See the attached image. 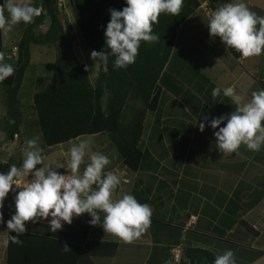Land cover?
I'll return each instance as SVG.
<instances>
[{"label": "rangeland", "instance_id": "rangeland-1", "mask_svg": "<svg viewBox=\"0 0 264 264\" xmlns=\"http://www.w3.org/2000/svg\"><path fill=\"white\" fill-rule=\"evenodd\" d=\"M33 2L40 7L37 5L40 0ZM41 8L42 12L38 17H43L42 20L38 21L35 17V24L21 22L12 26L9 32L12 45L8 50L5 47L3 51L5 62L12 64L15 71L0 83L1 143L12 138L10 134L13 129L15 133H24L27 139L38 136L33 96L50 84L57 68L81 65L92 84H96L99 77L97 65L100 61L95 62L91 58L93 50L76 21L72 0H55L52 4L55 22H52L46 7ZM3 40L6 41L5 34ZM181 41L182 38L179 37L178 44ZM183 46L187 51L183 52L189 59L203 63V54L198 45L184 40ZM172 51L157 79L161 93L156 109L149 108L154 90L148 93L130 87L121 110L116 132L129 128L138 130L136 147L141 156L137 162L121 155L117 146V133L102 131L97 134H82L69 142L51 147L39 141L45 154L44 164L63 165L65 168H58L57 171L70 174L67 163L72 144L90 138L88 154L80 171H83L93 152L107 154L111 163L105 171L120 174L121 183L132 184L134 194L144 198L152 213V207L160 204L167 216L173 211L172 197L176 192L177 182H186L189 180L188 176L201 179L203 168H259L258 164H264V146L260 151H250L241 145L233 153L221 152L217 148L214 131L226 121L217 129H212L204 121V117L211 120L234 110L230 108L229 111L219 103L215 104L219 96L213 97L211 93L216 86L210 87L202 78L200 70L190 67L194 66L192 60L190 62L175 49ZM19 66L22 67L20 84L13 94L6 86H14ZM208 97L214 103H209ZM201 121L205 123L203 131L199 130ZM19 122L24 123L23 128L18 127ZM235 153L237 156L231 155ZM11 156L15 165L24 158L20 153ZM189 168L196 173L188 171Z\"/></svg>", "mask_w": 264, "mask_h": 264}, {"label": "clouds", "instance_id": "clouds-1", "mask_svg": "<svg viewBox=\"0 0 264 264\" xmlns=\"http://www.w3.org/2000/svg\"><path fill=\"white\" fill-rule=\"evenodd\" d=\"M184 0H125L122 10L110 8V20L104 29L105 44L110 51L93 50L90 55L97 65L108 71L109 56L114 57V69L126 68L135 63L141 41L156 42L159 36L153 32V24L158 22L162 12L179 15ZM42 8L33 0H3L0 3V33L7 34L12 26L19 23L30 24L41 15ZM209 34L219 36L226 47L237 50L242 57L259 56L264 52V16L250 10L244 0H228L211 14L207 22ZM15 68L5 62V53L0 51V83L13 75ZM212 96L221 94L231 98L236 105L230 114H221L208 120L214 131L216 146L221 152H236L241 145L250 151H259L264 145V89L253 91L251 99L243 102L231 86H216ZM204 121L199 130L205 128ZM90 138L73 143L69 150L67 170L62 174L59 164H44L45 154L39 145V137L28 139L20 167L13 164L7 172H0V209L6 196L15 193V212L7 223L9 237L13 243L26 232V221L37 223L48 220V231L56 233L63 224H71L74 216L87 212L92 225H101L127 243L138 239L151 225L152 210L147 203H140L131 193L119 198L115 190L121 184L119 174L105 171L111 163L107 154L93 152L89 162L80 171L90 147ZM37 165H41L37 167ZM31 174L25 184L20 181ZM15 185L16 187H13ZM17 188H20L17 191ZM101 214H103L101 216ZM3 212L0 211V223ZM15 232L17 235H10ZM213 264H237L231 249L216 256Z\"/></svg>", "mask_w": 264, "mask_h": 264}, {"label": "crops", "instance_id": "crops-1", "mask_svg": "<svg viewBox=\"0 0 264 264\" xmlns=\"http://www.w3.org/2000/svg\"><path fill=\"white\" fill-rule=\"evenodd\" d=\"M198 2V7L179 25L173 49L190 62L192 60L194 67L200 70L202 78L210 87L231 86L234 93L239 95L243 102H247L251 99L253 91L264 89V52L259 56L247 58L234 57L219 36H210L207 23L211 14L228 0ZM244 2L250 10L264 16V0ZM5 37L4 42L1 33L2 51L5 47L8 50L12 45L9 41V32ZM179 37L182 38L180 44ZM184 40L189 44L198 45L203 54V63L189 59L183 46ZM227 98L220 95L215 104L219 103L229 111L230 108L235 110L236 105L231 98ZM208 100L209 103H214L210 97ZM23 126L24 123L19 122L18 127ZM37 135L39 141L43 143L40 129ZM27 141L24 133H15L8 141L0 142V162L11 161L13 165V158H10V155L23 154L27 148ZM231 155L237 156L236 153ZM258 166L259 168H203L201 179L188 176L189 180L186 182H177L176 192L172 197V213L167 216L160 204L153 206L150 227L131 243L105 232L99 224H89L85 239L118 243L113 256L92 257V264H191L186 254V250L190 248L209 250L215 257L231 249L237 264H264V164ZM188 171L196 173L192 168ZM133 190L135 189L132 184L124 182L115 190V196L119 198L124 193L135 195ZM14 196L15 193L10 191L4 200L3 208L0 209L3 212V222L0 223V264H6L9 242L6 222L15 212ZM135 197L138 202L146 203L144 198L136 195ZM83 216L89 217L90 214L85 212L80 216H74L72 222ZM49 219L51 217L41 219L37 223L25 222L27 229L25 236L18 237L20 240L16 243L20 247V258L28 262L36 261L39 257L32 253L43 252L40 247L44 242H48L46 239L67 240V233H71L67 223L63 224L62 229L52 233L48 231ZM84 226L85 224L81 222L76 230L79 237ZM33 241H36V244H33ZM175 245H182L183 248L179 259L174 262L172 254Z\"/></svg>", "mask_w": 264, "mask_h": 264}, {"label": "trees", "instance_id": "trees-1", "mask_svg": "<svg viewBox=\"0 0 264 264\" xmlns=\"http://www.w3.org/2000/svg\"><path fill=\"white\" fill-rule=\"evenodd\" d=\"M54 2L55 0H40L37 4L46 7L52 22L56 21L52 10ZM0 3H3V0H0ZM72 5L76 21L92 50L110 51L105 44L104 36V29L110 20L109 9L122 10L126 6L125 0H72ZM198 5V0H184L179 15L162 12L158 22L153 24V32L160 37L159 40L141 41L135 63L126 68L114 69L112 67L114 57L109 56L108 71H103L101 66L96 84L90 82L81 65L57 68L50 84L33 96L37 125L44 144L52 146L82 134L109 131L117 133V146L121 155L137 162L141 156L140 150L136 147L138 130L129 128L116 132L128 90L130 87L148 93L154 90L149 108L156 109L161 93L157 79L172 53L179 25ZM42 18L37 17L36 20L40 21ZM33 22L30 24L32 25ZM227 49L234 57H241L234 48L227 47ZM0 51H2L1 33ZM190 67L194 68V66ZM21 70L22 67L19 66L14 86H6L9 91L14 92L13 94H15L14 89L16 90L20 84ZM14 131V129L11 131V137L15 134ZM11 166V161L0 162V172H7ZM90 220L91 216H83L67 224L71 232L67 233V240L46 239L48 242H44L40 247L43 252L32 253L39 257L36 261L28 262L20 258V247L9 237L6 264H92V257L113 256L118 246L116 241L85 239ZM81 222L85 226L79 237L76 230ZM10 235L17 234L11 232ZM23 236L25 235L19 237ZM33 244H36V241H33ZM186 254L191 264L195 262L213 264L215 259V255L206 249L190 248L186 250Z\"/></svg>", "mask_w": 264, "mask_h": 264}, {"label": "built area", "instance_id": "built-area-1", "mask_svg": "<svg viewBox=\"0 0 264 264\" xmlns=\"http://www.w3.org/2000/svg\"><path fill=\"white\" fill-rule=\"evenodd\" d=\"M60 4V3H59ZM22 161H23V159L21 160V162L18 164V165H16V166H18V167H20L21 165H22ZM38 167V166H37ZM62 174H66V173H62ZM31 174H29V176L28 177H26L25 179H22L21 181H20V183L21 184H25V183H27L28 181L27 180H31ZM13 187H16L15 185H13ZM20 190V188H17V191H19ZM181 253V246H177L176 248H174V252H173V254H172V260L175 262V261H177L178 259H179V254Z\"/></svg>", "mask_w": 264, "mask_h": 264}]
</instances>
